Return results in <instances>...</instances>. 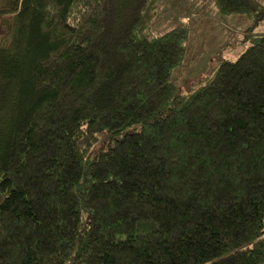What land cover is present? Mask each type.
Returning <instances> with one entry per match:
<instances>
[{
	"label": "trees",
	"instance_id": "trees-1",
	"mask_svg": "<svg viewBox=\"0 0 264 264\" xmlns=\"http://www.w3.org/2000/svg\"><path fill=\"white\" fill-rule=\"evenodd\" d=\"M165 11L0 0V264H264V31L182 91Z\"/></svg>",
	"mask_w": 264,
	"mask_h": 264
},
{
	"label": "rangeland",
	"instance_id": "rangeland-1",
	"mask_svg": "<svg viewBox=\"0 0 264 264\" xmlns=\"http://www.w3.org/2000/svg\"><path fill=\"white\" fill-rule=\"evenodd\" d=\"M165 13L161 25L191 27L185 65L174 71L175 84L185 91L223 59L235 60L251 44L248 29L264 31V9L222 13L217 0H162ZM0 19V36L5 26Z\"/></svg>",
	"mask_w": 264,
	"mask_h": 264
}]
</instances>
